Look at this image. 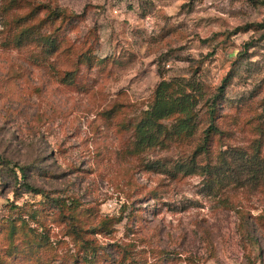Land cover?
I'll use <instances>...</instances> for the list:
<instances>
[{"label": "rangeland", "instance_id": "obj_1", "mask_svg": "<svg viewBox=\"0 0 264 264\" xmlns=\"http://www.w3.org/2000/svg\"><path fill=\"white\" fill-rule=\"evenodd\" d=\"M262 23L264 0H0V264H264ZM161 82L185 110L150 121Z\"/></svg>", "mask_w": 264, "mask_h": 264}, {"label": "trees", "instance_id": "obj_2", "mask_svg": "<svg viewBox=\"0 0 264 264\" xmlns=\"http://www.w3.org/2000/svg\"><path fill=\"white\" fill-rule=\"evenodd\" d=\"M63 14H64L63 11L55 10L53 13L49 14V17H50V19H52V17H56V19H57L60 16H64ZM256 28H257V30H264V23L258 25ZM263 33H264V31H263ZM44 43L47 47H52V49H49V51L54 52L57 48L56 47L57 45L54 44L53 39H49L47 41H44ZM169 87H170V85L167 82H161L157 86L156 91H155V95H154V101H153V104H152L150 111L148 113V117H149L150 121L163 120V119L171 116L172 114L176 113L179 110L181 112L183 110H185L183 107H181L180 99L175 97L174 93H171L169 91ZM139 138H140L139 144L140 145L145 144V134L139 133ZM21 178L23 180L22 182H24L26 177L23 174V172H22ZM24 186H25L27 192L38 194V191H36L35 188L33 186H30L28 183H24Z\"/></svg>", "mask_w": 264, "mask_h": 264}]
</instances>
